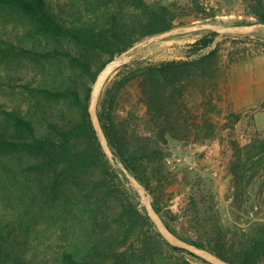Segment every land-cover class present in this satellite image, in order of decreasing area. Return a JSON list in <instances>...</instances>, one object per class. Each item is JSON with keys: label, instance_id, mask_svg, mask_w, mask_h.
Listing matches in <instances>:
<instances>
[{"label": "trees", "instance_id": "16d2710c", "mask_svg": "<svg viewBox=\"0 0 264 264\" xmlns=\"http://www.w3.org/2000/svg\"><path fill=\"white\" fill-rule=\"evenodd\" d=\"M79 2L78 10L54 5L53 0H0V7L26 15L37 33L59 42L70 41L81 49L79 55L64 48H55L51 54L63 56L83 79L82 84L70 79L59 86L45 85L31 90L34 118V112L25 116L16 111L0 110V183L6 190L0 192L3 198L0 199V264H33L27 259L25 239L37 225L36 219L28 213L29 202L37 199L49 208L54 221H61L65 227H70L69 223L74 227L81 223L83 231L87 232L84 237L75 238L71 248L62 252L59 264H124L129 255L126 247L130 239L135 235L148 237L151 232L158 242L174 251L212 264L184 248L171 245L157 231L146 210L142 213L130 205L111 218L113 216L106 210L109 192H113L116 181L121 182V175L125 173L112 165L89 113L91 91L101 70L139 41L174 29L178 14L172 6L158 1ZM191 2L199 16L213 20L215 15L207 12L201 0ZM245 3L247 15L254 17L256 22L245 20L238 25H264V1L245 0ZM217 35L218 32L210 31L191 44L184 59L147 64L137 71L136 78L152 126L146 139L153 140L154 145L147 143L138 147L126 142L128 132L121 130L113 118L116 102L113 85L103 94L98 116L116 164H122L149 191L153 207L172 232L234 264H264V220L253 223L247 231L234 234L219 226L203 233L198 230L199 236L194 239L177 230L175 223L179 215L163 203L171 174L164 159L157 158L160 151L156 146L167 144L168 137L214 140L241 120L239 114L228 113L226 124L220 126L218 120L222 111L219 98L213 93L202 110L188 104V87L195 79L214 78L222 72L219 48L203 52L213 46ZM5 51L13 50L0 46V53ZM88 51H98L107 58L95 69L84 54ZM239 62L231 59L230 65ZM42 102L61 103L73 111L74 116L66 122L59 111L57 114L50 112L43 108ZM39 122L44 130L37 126ZM231 143L234 154L229 172L237 202L246 206L253 199L249 189L260 181L258 177L264 180V136L255 135L245 145L234 140ZM13 192L27 205H24L26 211L16 208L11 220L5 222L3 209L9 210L10 205L4 202L6 198L2 195L9 197ZM101 192H105L102 198H97L96 194ZM258 192L260 197L264 195V181ZM190 203L198 211L199 206L193 198ZM201 216L198 212L197 221H204ZM112 219L115 229H110ZM145 226L149 229L144 231ZM109 257L114 260L108 262Z\"/></svg>", "mask_w": 264, "mask_h": 264}, {"label": "rangeland", "instance_id": "374dc122", "mask_svg": "<svg viewBox=\"0 0 264 264\" xmlns=\"http://www.w3.org/2000/svg\"><path fill=\"white\" fill-rule=\"evenodd\" d=\"M148 1L163 2L173 7L178 14L174 29L205 23L235 26L245 20L256 22L254 17L247 15L245 0H201L207 12L215 15L213 20L199 16L191 0ZM53 3L65 9L72 7L79 10L81 7L79 0H53ZM209 32L208 30L182 32L167 38L155 39L132 52L129 60L110 75L100 94L98 109L106 89L113 85L116 94L113 118L121 130L128 132L127 143L138 147L147 143L154 145L153 140L146 139V136L151 134L152 126L148 119L147 106L142 98L139 79L136 78L139 68L151 63L186 58L190 45ZM0 46L13 50L0 53V110L16 111L28 116L29 113L34 112L32 103L34 97L31 90L45 85L59 86L70 79L82 84L83 79L78 70L70 66L63 56L51 54V50L55 48H64L79 55L81 49L70 41L59 42L37 33L33 29L31 20L18 10L0 7ZM214 47L219 48L222 72L214 78L195 79L188 87L187 99L192 108L202 110L206 108L207 99L213 93L215 98H219L218 105L222 115L218 122L222 126L228 120L227 114L232 112L227 101H224L225 74L230 67V61L232 59L246 62L256 59V66L264 67V26L257 25L243 32L219 33L213 46L203 52L206 53ZM125 52L116 58H120ZM84 54L95 69L107 58L98 51H88ZM260 77L264 78L258 71L256 79ZM232 78L235 84L236 75ZM246 78L249 82L245 83L251 85L252 76ZM258 89L259 86L255 85L253 88L255 95L263 93ZM42 105L43 108L50 109V112L57 114L59 111L66 122H70L74 116L73 111L61 103L42 102ZM34 115L36 116L35 112L32 114L33 118ZM239 115L241 121L234 128L228 127L227 130H223L217 139L195 141L194 139L175 140L168 137L167 144L161 143V146H156L160 151L157 158L164 159L167 165L165 167L171 174L170 185L163 203L179 215L180 219L175 223V227L185 236L196 239L199 236L198 230H202L203 233L205 230L216 229L217 226L234 234L236 231H247L253 223L264 220V195L260 197L258 192L264 180L258 177L260 181H256L249 189L253 193V199L246 206H242L237 202L233 178L229 172L234 154L231 142L234 140L245 145L255 135L264 136V128L258 127L259 123L261 126L264 123V102ZM37 126L44 130V125L40 122ZM257 128L259 131L253 132ZM179 158L182 161L176 164ZM111 163L122 170L115 161ZM121 177L123 180L116 181L106 203L107 212L113 216L111 218L130 205H134L139 212L147 211L145 198L153 202L149 191L145 189L143 195L126 174ZM3 190L4 187L0 183V192H6ZM104 193H98L96 197L102 198ZM2 196L6 198L2 201L10 205L9 210L5 211L2 208L5 222L11 220L16 208L26 211L24 205H27L15 197V192L9 197ZM192 198L199 206L198 211L190 203ZM28 208L30 216L37 221V225L27 233L25 239L27 259L33 264H59L60 255L71 248L75 238H82L87 234L83 231L81 223L76 227L69 223L70 227H65L61 221H54L49 208L43 206L39 199L30 201ZM198 212L202 213L201 218H204V221H197ZM111 226L110 229L116 228L114 219ZM148 229L146 227L144 231ZM157 231L159 232L158 229ZM149 236L135 235L130 239L126 247L129 255L124 264H183L186 261L191 264H206L188 253L174 251L164 243L160 241L159 243L152 232ZM111 260L113 261L114 258H107L108 262Z\"/></svg>", "mask_w": 264, "mask_h": 264}, {"label": "water", "instance_id": "95a60500", "mask_svg": "<svg viewBox=\"0 0 264 264\" xmlns=\"http://www.w3.org/2000/svg\"><path fill=\"white\" fill-rule=\"evenodd\" d=\"M258 25L264 26L263 24H258ZM255 26L257 25L225 26L224 24H220V23H205L202 25L176 28V29H172L170 31L152 36L150 39L136 43L130 49H128L125 52V54H123L120 58L115 57L111 62H109L101 70V72L99 73L97 77L95 84L93 85V89L91 91L90 105H89V113H90L93 125L98 134V137L103 146V149L108 155L109 159L113 162L115 161L113 152L109 146L108 140L105 136V133L103 131V128L101 126V122L98 116V101H99V97L102 92V89L106 81L109 79L110 75L114 71H116L120 66H122L125 62L129 60L130 54L132 52H134L136 49H139L140 47L147 45L149 42L155 39L167 38L169 36L176 35L182 32H197V31H202V30H208V31H214L218 33H234V32L249 31ZM119 165L124 171V173L126 174V176L132 180V182L140 189L141 193L144 195L146 192L144 186L132 174H130L129 171L122 166V164H119ZM145 202L147 205V213L149 217L154 222L159 232L163 235V237L171 245L184 248L212 264H234L233 262L227 261L211 251L201 249L198 246L191 244L183 240L182 238H180L178 235H176L174 232H172L169 229V227L166 225L162 217L156 212L151 201L147 197L145 198Z\"/></svg>", "mask_w": 264, "mask_h": 264}, {"label": "crops", "instance_id": "0c3cea01", "mask_svg": "<svg viewBox=\"0 0 264 264\" xmlns=\"http://www.w3.org/2000/svg\"><path fill=\"white\" fill-rule=\"evenodd\" d=\"M254 59L239 62L233 65H230L226 71V83L224 88V101L230 106V113L240 114L248 112L250 109L257 107L258 104L264 102V78L260 77L256 79V73L258 71L264 76V67H257ZM233 73V76H232ZM236 75L234 79L235 84H233L232 77ZM252 76L253 81L251 85H247L245 82H249L246 77ZM255 77V78H254ZM259 86V91L263 93H257L255 95L253 88ZM255 95V96H254ZM222 103V101H221ZM241 121V120H240ZM239 121V122H240ZM258 127L264 128V123L262 126L260 123ZM252 129H249L251 131ZM259 128L254 129L253 132H258Z\"/></svg>", "mask_w": 264, "mask_h": 264}, {"label": "built area", "instance_id": "2783aa9c", "mask_svg": "<svg viewBox=\"0 0 264 264\" xmlns=\"http://www.w3.org/2000/svg\"><path fill=\"white\" fill-rule=\"evenodd\" d=\"M176 161H177L176 164H179L182 160L179 158V159H177ZM192 168H193V167H192Z\"/></svg>", "mask_w": 264, "mask_h": 264}]
</instances>
